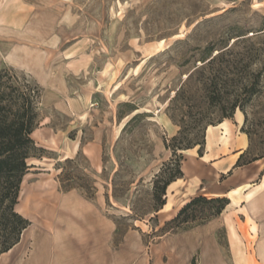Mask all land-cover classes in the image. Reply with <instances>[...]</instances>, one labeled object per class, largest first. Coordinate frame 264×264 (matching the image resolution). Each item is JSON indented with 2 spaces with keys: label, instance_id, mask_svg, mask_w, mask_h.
Masks as SVG:
<instances>
[{
  "label": "rangeland",
  "instance_id": "rangeland-1",
  "mask_svg": "<svg viewBox=\"0 0 264 264\" xmlns=\"http://www.w3.org/2000/svg\"><path fill=\"white\" fill-rule=\"evenodd\" d=\"M238 38L233 51L246 54L250 74L259 73L255 92L243 102L246 117L236 110L246 118L240 128L249 134L246 161L264 155V0H0V70H13L20 84H43L40 122L32 133L42 146L34 153L41 156L27 160L24 183L36 181L57 193L60 179L92 196L117 227L112 247L125 251L132 245L135 264L148 251L152 264L160 237L190 229L165 225L168 220L156 211V175L172 158L167 145L181 123L180 137L192 143L201 131L193 129L195 118L220 117L203 104L198 78L212 72L224 80L221 62L189 82L185 78L208 49L215 52ZM243 62L229 67L235 85L240 80L233 74L244 76ZM237 90L223 92L233 96ZM220 126L226 143L227 128ZM92 141L100 148L96 161L87 149L69 159L59 154L76 145L89 148ZM197 149L183 150L182 157ZM222 216L225 225L215 231V242L223 264H253L255 223L248 217L250 224L242 223L233 209ZM201 250L192 264H204Z\"/></svg>",
  "mask_w": 264,
  "mask_h": 264
},
{
  "label": "crops",
  "instance_id": "crops-1",
  "mask_svg": "<svg viewBox=\"0 0 264 264\" xmlns=\"http://www.w3.org/2000/svg\"><path fill=\"white\" fill-rule=\"evenodd\" d=\"M243 122V114L239 116L235 111L231 119L213 125L210 140L205 131L202 156L195 150L185 152L181 162L183 175L169 183L165 203L158 212L169 220L164 211L173 217L175 210L197 195L227 197L229 204L223 212L233 209L242 223L248 221L247 217L255 223L256 233L250 228L254 253L251 262L264 264V156L233 168L238 156L249 147V138L240 129ZM221 124L227 128L226 143ZM89 145V148L84 145L64 148L59 154L69 159L87 149L94 156L89 155L90 159L96 161L99 145L95 141ZM28 173L21 181L15 209L21 207L18 213L30 224L22 231L19 241L0 254V264H135L132 245L125 251L112 247L117 230L115 222L103 216L91 199L77 189L49 193L36 181L25 184ZM24 185L26 193L22 191ZM223 212L204 224L160 237L153 246L152 264H192L190 259L199 247L203 254L201 262L223 264L225 261L217 254L215 242V231L225 225ZM136 264H151L148 251L137 257Z\"/></svg>",
  "mask_w": 264,
  "mask_h": 264
},
{
  "label": "trees",
  "instance_id": "trees-1",
  "mask_svg": "<svg viewBox=\"0 0 264 264\" xmlns=\"http://www.w3.org/2000/svg\"><path fill=\"white\" fill-rule=\"evenodd\" d=\"M237 37H240V35H237ZM239 39L234 40L231 44L226 43L215 52L208 49L207 54L199 59L200 65H195L194 69L185 78V82H189L196 74L206 73L209 68L212 71L213 64L221 62L224 69L223 73L226 74H222V77L225 76L224 80L219 79V76L212 72H207V75L198 78L203 104L207 108L217 110L220 117L213 119L200 115V117L195 118L193 129L199 127L201 131L192 143H186L180 137L185 132V125L181 123L178 136H174L171 139L172 144L167 145V148L172 151V158L164 165V168L166 170L173 166V169L167 173L162 170L156 175L154 182L153 196L157 202L156 211L165 203L166 188L169 183L183 175L181 171L182 151L198 146L197 155L202 156L207 126L216 125L224 119H231L237 109L243 112L244 117H246L243 102H246L255 92L259 81V73L253 72L250 74L247 69L251 61L244 56L245 53H235L233 51L232 46ZM226 56L228 58L225 59ZM240 62H243L244 76L233 74L239 76L238 79L240 80L235 85L233 84L235 83L234 77L228 78L227 73L231 72L229 68L231 65ZM182 86L175 92L172 101H176L180 97L183 92L181 90ZM229 86L238 87L233 96H227L223 92ZM41 97L42 90L37 83L33 84L28 80H24L20 84L18 76L13 70L7 68L0 70V254L12 248L19 241L22 231L30 224L26 218L15 210V205L17 204L21 181L29 169L27 160L31 157L41 156L35 155L34 151L41 148L35 144L32 138V133L40 122L37 102H41ZM242 132L249 138V134L245 130H242ZM246 151L247 149L238 156L233 168L264 156H255L252 159L243 161ZM57 168L59 169V167ZM58 181L61 191L75 189L72 186H63L60 179ZM85 196L92 199V196ZM228 204L229 199L227 197L197 195L187 201L174 217L165 222V225L175 224V229L179 230L198 226L219 216Z\"/></svg>",
  "mask_w": 264,
  "mask_h": 264
},
{
  "label": "bare ground",
  "instance_id": "bare-ground-1",
  "mask_svg": "<svg viewBox=\"0 0 264 264\" xmlns=\"http://www.w3.org/2000/svg\"><path fill=\"white\" fill-rule=\"evenodd\" d=\"M213 127V126H212ZM167 209V208H166ZM169 209V208H168Z\"/></svg>",
  "mask_w": 264,
  "mask_h": 264
}]
</instances>
